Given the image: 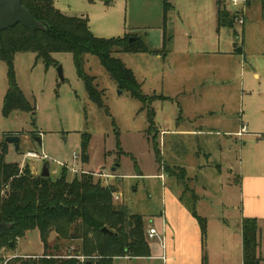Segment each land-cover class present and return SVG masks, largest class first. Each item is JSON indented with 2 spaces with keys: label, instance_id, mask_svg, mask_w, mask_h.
Listing matches in <instances>:
<instances>
[{
  "label": "rangeland",
  "instance_id": "1",
  "mask_svg": "<svg viewBox=\"0 0 264 264\" xmlns=\"http://www.w3.org/2000/svg\"><path fill=\"white\" fill-rule=\"evenodd\" d=\"M164 1L171 5L165 43ZM237 1L222 4L229 16L239 13L243 22L218 27L215 0H55L65 15L86 17L96 37H140L146 52L113 55L133 71L144 98L120 90L98 57L87 54L83 68L102 90L104 107H99L89 99L70 53H54L58 65L46 67L33 52H17L16 83L34 111L3 115L8 80L7 64L0 60V143L9 134L20 137L18 149L7 143L5 160L27 166L34 176L40 175L43 163L53 179L62 167L68 180L82 172L92 174L120 191L123 204L143 217L145 227L157 226L168 211L167 191H173V182L181 190L194 189L196 211L210 224L221 213L232 216L240 194L235 179L264 165V18L261 0H249V7ZM178 124L199 132L174 135ZM241 126L246 133L238 137L234 133ZM161 130L168 132L161 135ZM85 135L90 136L87 162L81 148ZM27 151L46 158L26 157ZM119 198L113 196L115 204H121ZM79 242L51 233L48 253L73 254ZM42 253L34 229L17 239L13 249L0 250V259L6 264L14 255ZM112 264L162 263L118 258Z\"/></svg>",
  "mask_w": 264,
  "mask_h": 264
},
{
  "label": "trees",
  "instance_id": "2",
  "mask_svg": "<svg viewBox=\"0 0 264 264\" xmlns=\"http://www.w3.org/2000/svg\"><path fill=\"white\" fill-rule=\"evenodd\" d=\"M264 6V0H261ZM216 20L219 26H232L238 18L236 12L229 16L222 0H216ZM22 5L45 25L43 30L31 32L21 24L0 32V60L7 64L8 88L4 96L2 113L13 111L33 112L34 106L26 99L16 83L13 56L17 52H33L46 67L58 65L54 53L72 55L77 76L84 81L87 95L99 107H104L102 90L94 85V77L83 68L84 56L98 57L102 67L120 90L143 100L140 84L133 71L126 67L113 52H146L147 47L136 34L124 37L99 38L89 29L88 19L68 16L54 6V0H22ZM170 3L164 1L163 37L167 32V11ZM230 18V19H229ZM133 39L129 41V37ZM90 136L81 143L82 160L88 161L87 147ZM7 143H0V222L12 226L0 234V250L15 247L17 239L36 229L43 245L40 256L14 255L6 264H112L115 257H148L149 240L143 217L132 213L125 204H115L113 185H103L92 174L82 172L67 179V168L62 167L59 176H34L27 166L6 161ZM184 171V170H183ZM202 238L206 236V220L193 209ZM106 227L110 233H103ZM242 264H259V230L255 218L245 217L241 223ZM54 233L59 240L80 241L74 253L59 255L48 253L49 237ZM56 243V242H55ZM52 244L53 251L59 249ZM202 264H206L204 253Z\"/></svg>",
  "mask_w": 264,
  "mask_h": 264
},
{
  "label": "crops",
  "instance_id": "3",
  "mask_svg": "<svg viewBox=\"0 0 264 264\" xmlns=\"http://www.w3.org/2000/svg\"><path fill=\"white\" fill-rule=\"evenodd\" d=\"M55 3V0H54ZM216 11L217 4L215 0ZM246 5L249 7L250 2ZM263 16L264 6L260 3ZM243 11V10H242ZM244 13V11H243ZM239 14V13H237ZM168 26V17H167ZM236 49L242 50L236 45ZM178 124L171 133L174 135H194L198 133L193 127L179 129ZM234 134L238 137L242 128ZM168 130H161V135H166ZM233 174V170H231ZM160 176H162L160 174ZM235 184L240 189L238 205H233L235 210L232 216L219 214L215 217L214 230H210V219L196 211L195 200L197 196L192 187L184 191L173 182V191H167V201L170 206L168 211L158 219L157 226L150 224L146 230L156 227L158 235L149 241L150 255L148 257H115L126 260H138L162 264H202L205 253L206 264H242V230L241 223L245 217L255 218L259 230L258 256L259 264H264V165H255L247 174H239ZM166 192V191H165ZM121 200L120 191L115 192ZM192 209L206 220V236L202 238L199 224L192 213ZM113 263V262H112Z\"/></svg>",
  "mask_w": 264,
  "mask_h": 264
},
{
  "label": "water",
  "instance_id": "4",
  "mask_svg": "<svg viewBox=\"0 0 264 264\" xmlns=\"http://www.w3.org/2000/svg\"><path fill=\"white\" fill-rule=\"evenodd\" d=\"M263 18H264V9H263ZM16 24H21L23 27L28 28L31 32H36L37 30H43L45 25L37 21L29 11L22 5V0H0V32L13 27ZM133 38L131 37L129 41ZM57 73L61 80H63V73L61 66L57 67ZM120 92V91H119ZM39 143V136L34 137ZM4 141L8 144H12L15 149L19 148L20 137L16 134H9L5 136ZM113 171L116 170V167H113ZM40 176L49 177L50 171L46 163H43L40 171ZM12 226L11 223L1 221L0 222V234L7 231ZM103 233H110L106 228H102Z\"/></svg>",
  "mask_w": 264,
  "mask_h": 264
},
{
  "label": "built area",
  "instance_id": "5",
  "mask_svg": "<svg viewBox=\"0 0 264 264\" xmlns=\"http://www.w3.org/2000/svg\"><path fill=\"white\" fill-rule=\"evenodd\" d=\"M243 3H247L248 0H242ZM238 1L237 0H232V3L233 4H236ZM238 22L239 23H242L243 22V18L242 16H239L237 18ZM243 133H246V129L245 127L242 128L241 132L239 133V135H242ZM26 157H30V158H35V159H38L39 157L45 159L46 156L45 155H40L38 153H36L35 151H27L26 152ZM73 170V168H71ZM98 175H101L103 176L104 174H98ZM113 196H115V198H118V195L117 193H114ZM158 235V232H157V229L153 226L149 227L147 230H146V236H147V239L148 240H151L153 239L155 236ZM0 264H3L1 263V259H0Z\"/></svg>",
  "mask_w": 264,
  "mask_h": 264
}]
</instances>
